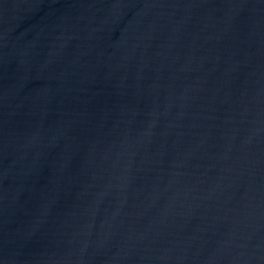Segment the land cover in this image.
<instances>
[{"label":"water","instance_id":"water-1","mask_svg":"<svg viewBox=\"0 0 264 264\" xmlns=\"http://www.w3.org/2000/svg\"><path fill=\"white\" fill-rule=\"evenodd\" d=\"M0 264H264V0H0Z\"/></svg>","mask_w":264,"mask_h":264}]
</instances>
